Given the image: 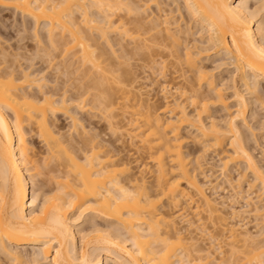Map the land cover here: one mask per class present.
<instances>
[{
  "label": "bare ground",
  "instance_id": "obj_1",
  "mask_svg": "<svg viewBox=\"0 0 264 264\" xmlns=\"http://www.w3.org/2000/svg\"><path fill=\"white\" fill-rule=\"evenodd\" d=\"M0 5L34 18L38 42L36 51L22 42L30 35L25 20L16 36L8 25L4 36L0 33V264H264V148L255 152L256 127L247 119L250 110L259 114L256 104L264 110V0L254 5L252 0H0ZM43 20L44 38L36 27ZM110 32L117 36L110 38ZM119 49L130 59L140 54L142 78L161 85L162 102L144 97L141 83L140 94L137 84L128 88L126 62L109 60L122 54ZM40 62L61 75L82 68V80L74 86L66 79L72 90L66 81L60 83L64 88L49 85L53 79L41 73ZM222 65L228 76L214 71ZM113 82L124 85L114 89ZM231 95L236 104L227 102ZM73 106L98 110L111 133L126 125L143 155L137 149L139 155L128 158L119 138L117 144L107 137L98 122L89 125L99 129L88 128ZM128 106L137 108L129 117ZM216 106L229 112L225 119L212 116ZM117 109L122 123L115 119ZM58 113L70 116L75 134L61 130ZM185 127L200 148L188 146ZM29 132L45 142L43 163L28 144ZM209 153L217 157L230 196L217 193L220 184L211 173H203V180L197 176ZM242 161L244 170L234 178L232 166L238 169ZM41 169L51 174L46 183L37 181ZM243 180L249 185L245 195ZM239 197L245 203L229 204L228 211L226 202ZM183 202L193 203L196 220L175 210ZM77 205L93 214L88 219L99 216L107 226L83 233L76 216L63 211ZM245 211L258 219L256 232L234 220ZM205 222L212 227L217 222L216 232L201 226ZM196 230L208 244H200ZM220 236L230 254L216 245Z\"/></svg>",
  "mask_w": 264,
  "mask_h": 264
},
{
  "label": "rangeland",
  "instance_id": "obj_2",
  "mask_svg": "<svg viewBox=\"0 0 264 264\" xmlns=\"http://www.w3.org/2000/svg\"><path fill=\"white\" fill-rule=\"evenodd\" d=\"M259 0H252V5H254V4H256L257 2H258ZM23 13L19 10H17V9H15V8H13V7H6V6H1L0 5V30H1V34L3 33V30L4 29H6L7 28V25H8V28L7 29H10L11 28V30H12V32L14 31V36H16V31H17V27H21L22 28V22H23V20H25L26 22H28L29 23V25H28V31H27V33L29 34L30 33V35H29V39H25V41H22V42H27L26 44L28 45V46H30L31 48H32V50L33 51H36V49L38 48V46H37V40H35V37L33 36V27H35V24H37V23H35L34 21L35 20H33L34 18H31V17H29L28 15H26V14H23ZM14 21V22H13ZM22 21V22H21ZM31 21V22H30ZM12 23L15 25H12ZM18 23V24H17ZM21 25H20V24ZM32 23V24H31ZM35 23V24H34ZM43 24H45V21L43 20L41 23H39V25H37L36 27H38L39 26V30H38V32L40 33V35L41 36H43V38H44V35L46 34V27H43ZM257 24V23H256ZM5 25V27L6 28H4L3 26ZM11 25H12V27H11ZM31 27H32V29H31ZM19 29V28H18ZM34 30H35V28H34ZM114 34V35H113ZM108 35H110V38H112V37H116L117 36V34L115 35V33H113V32H110V33H108ZM3 36H4V33H3ZM30 36H32V38H30ZM112 36V37H111ZM1 37H2V35H1ZM16 38H18V36L17 37H13L12 39H10V42H12V43H14V42H16L17 41V39ZM29 40V41H28ZM127 41H128V39H127ZM130 41V40H129ZM129 41L127 42V45L130 47L131 46V44L129 45ZM43 42L45 43L46 42V40L45 39H43ZM43 42H41V43H43ZM29 43V44H28ZM48 45V47H49V44L48 43H45V45ZM35 45H36V47H35ZM44 45V46H45ZM46 45V46H47ZM133 45V44H132ZM43 46V45H42ZM45 46V47H46ZM51 47V46H50ZM62 47V46H61ZM61 47H59L60 49H61ZM118 46H115V48H117ZM63 48V47H62ZM30 49V48H29ZM62 50V49H61ZM60 50V51H61ZM57 51L58 52H60L58 49H57ZM121 50L119 49L118 50V54L119 53H122V54H119L118 55V57H115V56H112V55H110V59L109 60H112L113 58H115V61L116 60H120V61H122V62H126V64H125V62H124V64H125V66H123V68H122V70L124 69V71L126 72V70H127V72H129L130 73V75L131 76H128V78H130V77H132L131 79H127L128 80V82H127V80H125V78L123 79L124 80V83H126V85L128 84V88H130V86L131 85H136V88L134 89L135 90V92H137V94L140 92V90L138 91L137 90V88L139 89V87H140V83H141V87H142V93H143V96L144 97H146V98H149L152 102H156V103H158V102H162V100H163V94H164V91L161 89V85H159V83L156 81H152L151 79H147V78H142V71H140L141 70V68H140V58H139V56H140V54L138 55V54H135V55H137V56H135L134 57V55H132L131 56V59L128 57V56H126V54L125 55H123L124 54V52H120ZM57 52V53H58ZM62 52V51H61ZM121 55H123L124 56V58H123V56L121 57ZM130 56V55H129ZM59 58H60V56H59ZM123 58V59H122ZM39 60L40 61H42L39 57H36V58H34V61L36 62V64H35V66H39V64L37 65V63L39 62ZM44 60V59H43ZM56 60V59H55ZM54 60V61H55ZM114 60V59H113ZM127 60V61H126ZM44 62V61H43ZM75 62H77V61H75ZM119 61H117V63H118ZM41 63L42 62H40V65H41ZM49 63V62H48ZM47 62L44 64V63H42V65L40 66V68H42V71H41V73H43V71L45 72V73H47V74H49V75H47V78L48 79H53V80H48L47 81V83L50 85H53V84H56V83H59L58 85L59 86H61V87H63L64 88V86H62L61 84H63V82L64 81H66L67 82V80L69 79V77H70V79L68 80L69 82H74L73 84H74V86L78 83V81H80L81 82V71H80V69H82V68H78V70L80 71H74L75 69H73V71L75 72V74H73L74 72L72 71L71 72V69H72V67L70 68V72H69V74L71 75H64V74H62V75H64L63 77H62V75H61V71L59 72L57 69H53V66H50L49 64H48ZM215 65L218 63V61H216V63L215 62H213ZM47 64H48V66H47ZM80 64V63H79ZM78 64V65H79ZM213 64V65H214ZM120 65H122V64H120ZM214 65V66H215ZM73 66H77V65H75V63H74V65ZM49 67V68H48ZM77 67H79V66H77ZM122 67V66H121ZM44 68V69H43ZM74 68V67H73ZM224 68V69H223ZM129 69H131V70H129ZM221 70V71H220ZM226 70V71H225ZM214 71H216L217 73H219V72H221L222 74H224L225 76H228L229 74H228V72H227V69H226V67H224V65H222L221 67H218V68H216ZM59 72V73H58ZM119 72L120 73H122L123 71H120L119 70ZM125 72H123V73H125ZM45 73H43V74H45ZM55 73V74H54ZM58 73V74H57ZM77 73V74H76ZM78 74H80V76L78 75ZM127 74V73H126ZM228 74V75H227ZM59 75V76H58ZM129 75V74H128ZM140 75H141V77H140ZM79 76V77H78ZM66 77V78H65ZM126 77V76H125ZM58 78V79H57ZM67 79V80H66ZM73 79V80H72ZM78 79V81H76ZM81 79V80H80ZM133 80H134V82H133ZM50 81V82H49ZM61 81H63V82H61ZM83 81H85L84 79H83ZM126 81V82H125ZM69 82H67L68 84H67V86H65L66 88H69L70 86V84H69ZM123 82V81H122ZM61 83V84H60ZM76 83V84H75ZM133 83V84H132ZM78 84H80V83H78ZM167 84V83H166ZM63 85H66L65 84V82H64V84ZM112 85H113V88L114 89H116L115 87H117L118 88V85H124V84H122V83H120V84H118V83H112ZM71 86H73V85H71ZM111 86V85H110ZM205 86V85H204ZM111 88V87H110ZM70 89H71V87H70ZM72 90V89H71ZM71 90H69V92L71 93ZM232 90L233 89H227V93H233L232 92ZM246 92V91H245ZM229 93V94H230ZM140 94V93H139ZM246 96H248V94L246 93ZM227 102L228 103H230V104H236V100H235V97L234 96H230V98H228L227 99ZM134 107V106H133ZM133 107L132 106H128L127 107V109H128V112H127V114H128V116L127 117H129L130 115H131V112L132 113H134V111L135 110H137V108H136V106L134 107L135 109H133ZM235 107H232V108H230V110H232V109H234ZM255 108H257V110H258V112H259V114L257 115V113H255L256 112V110H253V111H249V113H248V115H247V119L249 120L248 122H249V124L250 125H253V126H255L256 128L254 129V132H255V134L256 135H254L255 136V138H257V140H258V142L257 143H255V141L254 140H251V142H253L252 144L256 147V150H255V152L256 153H258V154H261V151H262V149L261 148H264V125H261V127H260V125H259V122L258 121H262V120H264V110L261 108V106H260V104H258V106H257V104L255 105ZM254 108V109H255ZM77 111V116L82 120L81 122H83L84 124L86 123L87 124V127L89 128V127H91V126H96L95 128H94V130H97L96 128H98V125H95V123L93 124V123H91L90 125H89V122L90 121H94V122H98V124L99 125H102V126H104L105 128H106V131L109 133L108 135H107V137H110V138H112L117 144H119L120 146H124V147H127V148H124L125 149V151H123V154H125V155H127V157L128 158H130V159H132V160H134L135 158H133V157H135V156H138L139 155V152H138V150H140V152L143 150V148H142V145H141V143L137 140V141H133V143H131V141H132V139L130 138V137H128L129 135H127L128 133L127 132H125V131H127V129H126V125L125 126H123L118 132H120L121 130V132H122V137H121V135H119V133L118 132H116V133H111V131L107 128V126H105V123L107 124V122H105V121H103V118H102V116H100V112H98V110H95V111H91V110H89V111H84V110H81V109H79V108H77L76 106H73V107H71V111ZM97 112V113H96ZM115 112H117V113H115ZM136 112V111H135ZM114 113L116 114V117H115V119H117V117L119 118V123H122V122H120L121 120H122V111H120V109L118 110H115L114 111ZM210 113H212V116L215 118V119H218V120H221V119H225L226 117H227V115H228V111L227 110H225V109H223L221 106H216V107H213V109L210 111ZM255 113V114H254ZM92 114V115H91ZM96 114H98V115H96ZM263 114V115H262ZM117 115H119V116H117ZM254 115L255 116H257V117H254ZM57 116L59 117V121H58V125H60L61 127V130L65 133V134H69V133H71V131H72V133L73 134H75V128H74V126H73V122H72V120H71V118H70V116L68 115L67 116V114H65V113H58L57 114ZM98 116V117H97ZM91 117V118H90ZM94 117V118H93ZM96 117V118H95ZM102 118V119H101ZM255 118V119H254ZM91 119V120H90ZM257 119H258V121H257ZM261 119V120H260ZM100 120V121H99ZM126 120V119H125ZM256 122V123H255ZM258 123V124H257ZM242 125H244V124H242ZM80 127V126H79ZM79 127H77V128H79ZM129 126H127V128H128ZM243 128H244V130H247L246 132H249V133H252V131H253V129L252 130H249V128L248 127H246L245 125L244 126H242ZM246 127V128H245ZM258 127V128H257ZM263 127V128H262ZM72 128V129H71ZM80 129V128H79ZM99 129V128H98ZM120 132V133H121ZM183 132H184V134L185 135H188V140H190L189 142H188V146L189 147H191V148H200L201 147V144L200 143H197V142H194V141H192L191 140V137H193V135H194V133H193V131H191V130H189L188 128H184L183 129ZM191 136V137H190ZM123 137H125V139H123ZM130 138V140L128 139V138ZM119 138V139H118ZM121 138L123 139V142L124 143H121L122 142V140H121ZM251 138H253V135L251 136ZM117 139L119 140V143H118V141H117ZM120 140H121V142H120ZM125 140V141H124ZM139 142V143H138ZM262 143V144H261ZM28 144H29V146L33 149V152H36L37 154H36V156H38V157H40L39 159L41 160L40 162H42L43 163V157L44 156H46L47 155V153H44V151H45V149H46V146H45V142L42 140V138L41 137H39L38 135H36V134H34V132H29L28 133ZM121 144H123V145H121ZM258 144V145H257ZM138 145H140V148H138L139 146ZM138 146V147H137ZM138 149V150H137ZM37 150V151H36ZM40 150V151H39ZM42 150V151H41ZM128 152H127V151ZM43 152V153H42ZM142 153V152H141ZM128 154H130L129 156H128ZM137 154V155H136ZM210 154V155H209ZM207 156H206V159L204 160H200V163L202 164L201 165V170L199 169V170H197V176H198V178H200L201 180H203V173L205 174V173H211L212 174V176H211V178L213 179V181L215 182V184L216 185H218V184H220V186L219 187H217V190H218V192L217 193H220L221 195H225V196H230L231 194H232V192H233V190L231 189V186H229V184H228V182L224 179V177H223V175L221 174V170H220V167L218 166V165H216V163L218 162L217 161V157H215V158H211L212 156H213V153H209ZM141 155V154H140ZM142 155H143V153H142ZM145 155V154H144ZM48 156V155H47ZM146 156V155H145ZM37 157V158H38ZM142 158V157H141ZM147 158V159H146ZM144 159H146L145 161H149L148 163L150 164V165H152L153 164V162H152V160L151 159H149L148 158V156H146ZM208 159V160H207ZM141 160V159H140ZM143 160V159H142ZM141 160V161H142ZM140 161V162H141ZM139 162V163H140ZM135 163V161H133L132 162V165H135L134 164ZM261 163L264 165V158H263V160L261 161ZM243 164H245V162L244 161H242V163L240 164V162H239V165H242V166H239L238 167V169H236V166L234 165V166H232V171H231V173H232V176L234 177V178H236V176L238 177V175H239V171H241V170H244V168H242L241 169V167H243ZM238 166V165H237ZM41 170H43L44 171V173L42 172V174H40V178H39V176H38V179H37V181H39L40 180V182H45L47 179H48V176L49 175H51L50 173H49V175L47 176L46 175V173H48L46 170H44V169H41ZM33 171H37V170H33ZM202 171V172H201ZM248 173V174H247ZM246 173V178H247V176H250V177H252L251 176V174H252V172H250V171H248ZM44 174V175H43ZM43 175V176H42ZM46 175V176H45ZM43 177V178H42ZM250 177L249 178H247V180L248 179H250ZM45 178V179H44ZM45 180V181H44ZM36 181V183H40V182H37ZM244 182H242V185H243V188L245 189V191H243V194L245 195L246 193H247V191H246V189L247 188H249V185H248V183H247V181L246 180H243ZM50 185H52L53 187H55L56 185H54L53 184V181L51 180V179H49L48 181H47ZM46 183V182H45ZM31 187V186H30ZM37 187V186H36ZM38 188V187H37ZM36 188V189H37ZM30 189H32V187L30 188ZM249 191L251 190V189H248ZM31 191L32 190H30V193H31ZM38 191H39V189H38ZM37 191V192H38ZM212 191H213V189H212ZM41 191H39V193H40ZM52 193H56L57 194V192L56 191H54V192H52ZM51 193V194H52ZM53 195H55V194H53ZM254 195V194H253ZM30 196H31V194H30ZM40 199H38V205H40L41 204V202H42V200H43V198H41V197H39ZM233 201V200H232ZM232 201H227L226 202V209L229 211V210H231V208H230V205L232 204V203H234V206H237L238 208H240V206L242 205V204H244L245 203V201H244V199L243 198H241V197H239L237 200H236V202L234 201V202H232ZM264 202V201H263ZM184 203V204H183ZM181 205H179L180 207H176V209L175 210H178L179 209V211H177V212H186V217H192L191 219H197L198 217H199V215L198 214H196V212H195V210H194V207H193V203H191V204H186V202H183ZM236 203V204H235ZM230 204V205H229ZM183 205V206H182ZM188 205V206H187ZM229 205V206H228ZM79 205H77L76 207H66L67 209H63V211L65 212V214H66V216L69 214V215H72L73 217L74 216H76V223H77V226L79 227V229H83V230H81V231H83V233H89V234H91V230H92V228H95L96 227V225L98 226H107V225H103L104 223L106 224V222L105 221H103V219L101 218V217H99V216H93V219L91 218V219H88V218H90L89 217V215L90 216H92L93 214H91V213H89V215H87V213H86V211H84V210H81V209H79V207H78ZM182 206V207H181ZM190 206V207H189ZM184 207V208H183ZM166 208H169V207H166ZM180 208H183L182 210H180ZM246 208H248V207H246ZM82 211V212H81ZM243 214L241 215H238V216H235L234 217V220H239V219H241L242 221V223H246L245 225H246V227H248L250 230H252V231H254V232H256L257 230H258V228H259V226H260V224L258 225V219H256V217H255V215L252 213V212H248V211H245V212H242ZM251 213V214H250ZM78 214V215H77ZM79 215H80V217H79ZM84 215V216H83ZM86 216H88V217H86ZM79 217V218H78ZM96 221V223H95V221ZM98 220V221H97ZM78 221V222H77ZM91 221V222H90ZM101 222V224H99ZM202 221H200V223H201ZM218 222V221H217ZM217 222H216V226L218 225L219 226V224H217ZM196 223H199L198 221L196 222ZM207 223V224H206ZM205 224V225H204ZM207 226L208 228H210L212 231L214 230V228H216V226L215 225H213V227H212V222H211V224L209 223V222H205V223H203L201 226ZM210 225V226H209ZM90 226H92V227H90ZM116 227H117V225H115ZM215 226V227H214ZM218 226H217V228H218ZM90 227V229H88ZM198 230V229H197ZM196 230V231H197ZM197 232H199V231H197ZM214 232H216V229L214 230ZM82 233V232H81ZM218 233V232H217ZM88 234V235H89ZM199 234H202V233H198V236H200ZM263 234H264V232H263ZM92 235V234H91ZM91 235H89V236H87L86 238H85V240H89L90 238H91ZM257 238L258 239H260V238H262V236H261V234H258L257 235ZM202 239H204V237H203V235H201L200 236V239H199V242H200V244H202V245H204V244H208V242H209V240L208 239H204V240H202ZM220 239H222V237L220 236L219 238H218V240H216V245H218V246H221L220 248H222V250L224 249L225 251H226V249L228 250V248H229V245L228 244H226V241L224 240V238L222 239V240H220ZM205 241H207V242H205ZM228 247V248H227ZM244 253L245 252H243V253H241V252H238V256L239 255H242V257H244ZM227 254H230L229 253V250H228V252L226 251L225 252V255H227ZM246 254V253H245ZM241 256H240V258H242ZM239 257H238V259H240ZM240 260H242V259H240ZM43 262H46L45 260H43L42 261V263ZM243 262V263H242ZM244 264V260H242V261H240V264ZM110 264H114L113 262H110Z\"/></svg>",
  "mask_w": 264,
  "mask_h": 264
}]
</instances>
